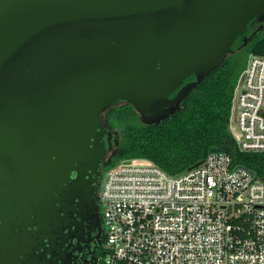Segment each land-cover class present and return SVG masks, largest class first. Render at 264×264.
Returning <instances> with one entry per match:
<instances>
[{
    "label": "water",
    "instance_id": "1",
    "mask_svg": "<svg viewBox=\"0 0 264 264\" xmlns=\"http://www.w3.org/2000/svg\"><path fill=\"white\" fill-rule=\"evenodd\" d=\"M251 20L241 48L264 0H0V264H76L118 144L103 114L168 118Z\"/></svg>",
    "mask_w": 264,
    "mask_h": 264
},
{
    "label": "built area",
    "instance_id": "2",
    "mask_svg": "<svg viewBox=\"0 0 264 264\" xmlns=\"http://www.w3.org/2000/svg\"><path fill=\"white\" fill-rule=\"evenodd\" d=\"M239 151L264 154V55L250 54L232 97ZM102 264H264V180L209 153L176 176L118 162L97 192Z\"/></svg>",
    "mask_w": 264,
    "mask_h": 264
},
{
    "label": "trees",
    "instance_id": "3",
    "mask_svg": "<svg viewBox=\"0 0 264 264\" xmlns=\"http://www.w3.org/2000/svg\"><path fill=\"white\" fill-rule=\"evenodd\" d=\"M245 47L242 38L250 37L257 23L251 20L237 37L229 54L183 100L178 110L158 124L143 125L134 109L120 104L103 116L106 127L116 133L115 155L104 171L122 160L141 158L170 176L179 175L204 160L217 148L231 159L233 167L242 166L264 180V154L238 150L230 132L232 97L237 80L250 54L264 55V23ZM241 48V49H240ZM195 81L191 75L184 84ZM176 91L171 95L173 97Z\"/></svg>",
    "mask_w": 264,
    "mask_h": 264
},
{
    "label": "flooded vegetation",
    "instance_id": "4",
    "mask_svg": "<svg viewBox=\"0 0 264 264\" xmlns=\"http://www.w3.org/2000/svg\"><path fill=\"white\" fill-rule=\"evenodd\" d=\"M104 169L105 167L102 169V173ZM74 248L75 250L73 251V254H71V257L74 259L76 264L102 263V256L104 254V231L100 221V216L99 225L97 227L92 225L90 229L85 230L83 240Z\"/></svg>",
    "mask_w": 264,
    "mask_h": 264
},
{
    "label": "rangeland",
    "instance_id": "5",
    "mask_svg": "<svg viewBox=\"0 0 264 264\" xmlns=\"http://www.w3.org/2000/svg\"><path fill=\"white\" fill-rule=\"evenodd\" d=\"M235 130H236V129H235V123H234V116H233V114H231L230 132H231L232 135H234ZM104 172H105V171H103L102 176L104 175ZM101 179H102V177H101ZM101 264H102V263H101Z\"/></svg>",
    "mask_w": 264,
    "mask_h": 264
}]
</instances>
